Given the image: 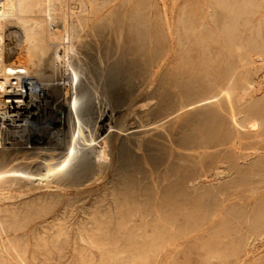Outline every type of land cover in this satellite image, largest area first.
Listing matches in <instances>:
<instances>
[{
  "label": "rangeland",
  "instance_id": "374dc122",
  "mask_svg": "<svg viewBox=\"0 0 264 264\" xmlns=\"http://www.w3.org/2000/svg\"><path fill=\"white\" fill-rule=\"evenodd\" d=\"M219 1L220 6L215 0H119L82 14L85 26L80 35L86 44L81 56L94 66L86 69L91 75L83 85L84 113L90 124L85 139L97 136L98 117L105 115L112 131L103 147L111 162L100 173L95 170L96 179L85 189L81 183L93 175V166H84L73 176L65 195L30 201L8 220L10 234L17 236L12 244L26 255L28 264H237L243 259L248 236L264 233V106L253 114L260 122L258 135L245 130L242 137L248 136L242 142L235 140L229 128L232 107L219 100L213 113L189 111L174 118L169 141L167 126H158L161 138L149 144L145 165L127 149L137 142L130 131L139 126L141 109L152 111V119L158 121L167 110L217 95L224 77L238 69L240 56L264 50V0ZM9 29L5 35L9 62L35 67L37 50L25 45L16 28ZM170 41L173 63L157 80L159 86L169 81L167 91L157 87L151 105L148 96L137 95V89L152 76ZM143 48L145 61L137 58ZM53 51L49 57L53 63L44 77L48 105L60 95L65 81ZM117 56L122 58L114 83L107 90L105 106L99 107L91 94L95 89L102 92L99 80ZM54 125L47 131L60 130L63 119ZM247 152L253 153L252 163L239 165L238 157ZM120 153L123 167L134 179L133 184H124L122 192L121 184H111ZM11 154L12 150H0V158L6 161ZM218 167L231 172L230 177L195 189L188 184ZM151 179L158 184H150ZM42 221L51 223L43 231H29Z\"/></svg>",
  "mask_w": 264,
  "mask_h": 264
},
{
  "label": "bare ground",
  "instance_id": "6f19581e",
  "mask_svg": "<svg viewBox=\"0 0 264 264\" xmlns=\"http://www.w3.org/2000/svg\"><path fill=\"white\" fill-rule=\"evenodd\" d=\"M96 1L2 0L0 9V138L2 141L0 150H12V154L7 161L3 159V156L0 158V264H28L26 255L14 243L12 244L14 242L13 239H16L17 236L10 234L7 224L8 220L14 218L17 209H20L21 206H26L30 201L43 199V197L65 195V186L68 187V184H72L73 176L84 166H93V169H91V174L93 173V175L81 183L85 189L88 184H91L96 179L94 178L97 174L96 171L100 173V170L111 162L109 154L103 147L105 140H107L112 131V127L107 124L108 122H105V115L102 114L104 119L100 115L98 117L97 136L94 139H85V131H88L90 124L86 121V116L88 115L85 116L84 113L85 106L82 95L83 85L87 82L88 75H91L90 70L87 71L86 69L90 68L91 65L88 66L84 56H81L84 54H81V49L86 44H84L86 38L80 35L84 30L81 32L82 25H84V22L82 23V14H87L89 10L101 9L104 5L113 4L119 0H100L96 4L97 6H93ZM221 3L219 0H215V4L218 6ZM213 17L211 13L209 15L211 21H213ZM109 19L107 18V21H110ZM87 21L85 20L86 23ZM9 28H16L22 36L25 45L27 44L28 47L34 46L37 50V54L35 55L34 53L37 56L35 67L9 62L5 52V35L8 33L7 30ZM11 36H14V34ZM148 45L151 48L153 43L149 42ZM172 45L173 42L170 41L168 46H165L163 60L153 71L152 76L143 81L137 89V95L148 96L147 100H150L151 105L154 104L153 101H156V96L153 97V95L157 91V87H162V89L166 90V86L169 84L167 80L163 83V86H159L160 84L157 80L162 72L166 74L171 69L173 63ZM52 49L55 51L53 59L55 61L56 58V65L57 63L60 64L65 81L61 84L58 83L63 85L60 88L61 93L58 96H54L51 104L48 105L46 96L49 89L47 90L48 81L45 82V74L53 63L49 59L52 56L50 55ZM33 50L28 51L32 52ZM56 53H59V56ZM121 58L118 56L117 58H112L111 67L106 63L108 68L106 67V72L104 71L103 80L98 77L99 81H102V92L95 89L91 97L94 98L99 107L104 105L103 103L106 101L107 90H110L114 83L116 76L114 71ZM137 58L142 61L147 59L145 48L141 50ZM94 59L96 60V58ZM98 61H101V59L99 60L98 58ZM100 63L103 65L102 62ZM91 67L93 68L94 66ZM239 74L241 75L240 78L238 77ZM92 79L94 80L93 77ZM98 84L100 83L98 82ZM92 86L90 85V87ZM219 89L220 93L217 95L205 97L187 105H180L179 109H175L172 112L165 111L158 121L155 118L152 119V111L141 109L142 116L141 118L137 117L138 120L141 119V122L138 121L139 126L130 131L133 135H136L135 137H138V139L135 138L137 140L136 144L134 142L131 146L129 144L130 147L127 146L130 154L136 161L138 160L145 165L150 152L149 144L152 145L155 137L159 136L158 132H156L158 126H167L165 137L169 141V128L174 118L189 111L213 113L216 111L219 100L232 107L229 128L236 141H243V138L248 134L245 133L244 137H242L245 130L254 135V137L257 136L260 130V122L258 123L254 120L253 114L258 108L261 111L264 106V50L240 56L238 69H233L224 77ZM61 118L63 119V126L60 130L64 129V132L60 130L55 132L53 130L47 131L49 127L55 128L54 124ZM247 147L250 149V146H246V149ZM252 155L253 153L250 152L242 153L238 157L239 165L252 163ZM124 164L125 162L120 153L116 179L114 178L111 181V184H121L120 192L123 191L124 184L134 183L132 182L134 180L133 175L129 169L123 167L125 166ZM230 175L231 172L226 173L225 168L218 167L208 175H201L188 184L195 189L199 184L218 183L228 179ZM98 180H101V178ZM150 181V184H158L157 179H151ZM51 198L49 197L48 199ZM51 221L39 222L30 227L29 231L32 233L43 231ZM263 236L264 233L259 235L250 234L248 236L243 259L237 264H264V242L260 243ZM21 241L23 242V240ZM38 246L41 245L38 244Z\"/></svg>",
  "mask_w": 264,
  "mask_h": 264
},
{
  "label": "built area",
  "instance_id": "2783aa9c",
  "mask_svg": "<svg viewBox=\"0 0 264 264\" xmlns=\"http://www.w3.org/2000/svg\"><path fill=\"white\" fill-rule=\"evenodd\" d=\"M2 0H0V9H1ZM59 56V53H56Z\"/></svg>",
  "mask_w": 264,
  "mask_h": 264
}]
</instances>
